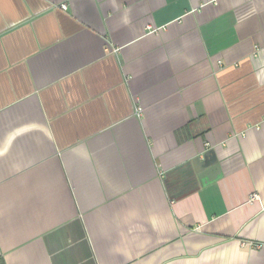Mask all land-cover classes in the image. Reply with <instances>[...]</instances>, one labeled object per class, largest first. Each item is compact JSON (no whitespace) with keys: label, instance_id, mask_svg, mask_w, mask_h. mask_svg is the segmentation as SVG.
Returning a JSON list of instances; mask_svg holds the SVG:
<instances>
[{"label":"crops","instance_id":"0c3cea01","mask_svg":"<svg viewBox=\"0 0 264 264\" xmlns=\"http://www.w3.org/2000/svg\"><path fill=\"white\" fill-rule=\"evenodd\" d=\"M0 264H264V0H0Z\"/></svg>","mask_w":264,"mask_h":264},{"label":"water","instance_id":"95a60500","mask_svg":"<svg viewBox=\"0 0 264 264\" xmlns=\"http://www.w3.org/2000/svg\"><path fill=\"white\" fill-rule=\"evenodd\" d=\"M211 155L212 152H208L204 157V161L197 159L193 162L198 173L204 172L206 169L215 167L217 165V162L214 159H211Z\"/></svg>","mask_w":264,"mask_h":264},{"label":"built area","instance_id":"2783aa9c","mask_svg":"<svg viewBox=\"0 0 264 264\" xmlns=\"http://www.w3.org/2000/svg\"><path fill=\"white\" fill-rule=\"evenodd\" d=\"M61 9L65 10V9H67V6L66 5H63V6H61ZM141 112H142V109L141 108H137L136 109V114L137 115H140Z\"/></svg>","mask_w":264,"mask_h":264}]
</instances>
